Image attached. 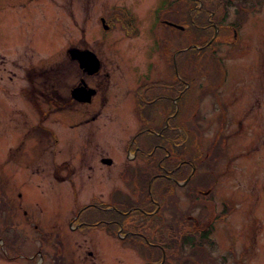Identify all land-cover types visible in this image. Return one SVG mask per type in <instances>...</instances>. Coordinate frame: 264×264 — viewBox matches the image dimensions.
Instances as JSON below:
<instances>
[{"label": "flooded vegetation", "instance_id": "flooded-vegetation-1", "mask_svg": "<svg viewBox=\"0 0 264 264\" xmlns=\"http://www.w3.org/2000/svg\"><path fill=\"white\" fill-rule=\"evenodd\" d=\"M195 1L197 3L194 10L190 8V0H186L185 11L179 12L174 0L173 8L178 12L177 16L168 17L161 14L157 17V20L164 24L162 34H166L165 38L182 39L184 31L188 35L193 31L192 36L198 37L200 44L217 39L221 42L228 40L234 47L241 41L239 48L233 50H241L240 47L245 41L247 44L244 46L248 45L246 39L240 38L241 21H229L228 11L224 17L228 20L224 21H215L212 18L213 12L209 11L206 21H196L199 28L193 26V29L191 20L197 12H205L207 9L203 0ZM239 5L243 7L242 1ZM86 7L83 5L82 8L88 13ZM122 17L116 10L108 9L106 14L100 15L99 20L106 29L114 28L119 20L126 25L124 35L138 34L137 31H132L134 28H130ZM207 23L216 25L215 31L214 27L206 26ZM106 40L108 37H104L105 42ZM155 40L156 43H152V48H149L150 53H142V43L139 44L141 48L139 58L136 59L127 46L119 48L116 45L118 48L114 50L117 57L105 60L99 52L101 49L94 48L85 39H76L75 44L70 43L67 50L71 58L77 61V82L69 87V91H65L62 85L58 86L54 94L46 98L49 100L48 104L56 102L58 110L57 141L58 145L61 144L58 146L59 158H56L55 150L50 158L44 154L10 156V163L23 167L25 175L34 174L42 178L48 174L51 180L54 179L58 183V191L62 193V197L64 195L63 200L68 204L65 215L70 226L68 231L75 234L65 236L60 231L57 236L53 233L59 228L56 221L50 223V228L41 234L45 244L48 237L52 238V241L48 240L54 244L51 249L44 247L45 252L55 249L54 256L57 258L66 255V264L75 260L76 248L81 250L77 254L80 264H97L92 248L93 239L105 235L131 243L142 240L156 249L147 259L131 256L130 264H224L220 261L225 258L223 253L211 251V247L216 244L213 235L215 223L220 222L224 216L216 209L217 201L211 193L217 177L206 179L205 173L209 171L207 168L204 174L198 171L205 161L207 164L213 163V156L219 161L226 150L228 133L222 131L227 125L228 117L224 114L220 116L218 129L209 136L206 146H203V132L206 127L201 120L207 119L209 124H212L217 114L225 113L229 109L222 99V86L230 77L222 74L225 64L216 45H213L214 53L207 52V58L200 60L201 64L207 62V71L218 69L217 77L203 81L197 76V66L191 64L188 55L174 58L166 47L159 48L157 31ZM30 49L33 50V47ZM87 56L91 61L96 59L92 62V67L84 62ZM262 59L264 70V56ZM16 61L19 62L15 58L9 59L13 66H16ZM6 62L0 58V64L6 66ZM22 67L28 83L45 81L47 68L42 66V63H27L22 64ZM11 71L14 72L13 69ZM56 71L58 72V65ZM8 76L10 78L13 74L9 73ZM76 85L93 90L79 98L81 93L72 94ZM31 94L35 99L34 92L22 93L26 99L23 106L27 105V96ZM74 101L82 106L73 107ZM38 109L43 111L44 107L39 105ZM42 119L43 116L38 120L39 131L54 133ZM176 125L181 126L180 130L185 131L184 135H178L175 131ZM111 135L113 138H110ZM73 136H80L81 139L77 140ZM54 140L56 141V138ZM111 169L115 171L111 172ZM196 176L198 181L191 183V178ZM115 177L121 178V184L111 182ZM164 177L166 179H162ZM84 180L102 182L106 187L102 193L95 183L96 188L89 193L99 191L96 192L97 195H91L92 203L89 197L81 202L79 200L78 189ZM65 181L71 187L70 198L69 188L63 185ZM191 184H195L193 189ZM165 190L164 201L170 211L166 214L160 212L163 203H159L158 198L159 192ZM203 194L205 197L208 195V198H203ZM182 197L186 199V203H180ZM99 209H112L115 215L102 217ZM134 212L137 216H131L135 215ZM131 217L136 220H128ZM150 224L151 232L139 230H143V226L149 229ZM165 227L167 235L164 236V241L168 242L167 251L162 250L164 245L161 244L157 251L158 238H162V235L158 236L159 229L163 230ZM196 242L199 245L198 251L192 252L190 243ZM64 244L75 246L72 250L70 247L65 248ZM83 246L85 247L82 249ZM226 252L234 253L231 248ZM156 254H159L158 259H154ZM231 259L234 260L233 257Z\"/></svg>", "mask_w": 264, "mask_h": 264}, {"label": "rangeland", "instance_id": "rangeland-1", "mask_svg": "<svg viewBox=\"0 0 264 264\" xmlns=\"http://www.w3.org/2000/svg\"><path fill=\"white\" fill-rule=\"evenodd\" d=\"M173 1L0 0V58L7 61L6 66L0 64V264L67 262V256L64 254L58 258L54 256L55 249L45 252L44 247L51 249L54 244L50 242L51 237H48L50 240L47 239L45 244L41 234L55 221L59 228L53 233L57 236L60 231L65 236L75 234L68 231L70 226L65 216L68 204L63 200L64 195L62 197V193L58 191V183L54 179L51 180L48 174L42 178L34 174L27 176L23 167L10 163V156L13 154H44L50 158L55 150L56 158L60 156L58 146L61 144L58 145L57 141L58 110L56 102L48 104L49 100L46 98L53 95L58 86L62 85L65 91H69V87L77 82V61L71 58L67 47L70 43L75 44L76 39H85L94 48L101 49L99 52L106 60L117 57L115 48L127 46L136 59L139 58L141 43L142 53H150L149 48H152V43H156V31L159 48L166 47L174 58L188 55L191 64L197 66V76L203 81L216 79L218 69L207 71V62L201 64L200 59L207 58L206 53L213 45L218 46V52L225 64L222 74L230 77L222 86V99L229 109L225 113L217 114L212 124H209L207 119L201 120L206 127L203 132V146L207 145L209 136L217 131L220 116L224 114L228 117L227 125L222 131L228 133L227 147L219 161L213 156V163H202L198 171L204 174L207 168L209 171L205 173L206 179L217 177L211 193L217 201L216 209L224 215L220 222L215 223L213 235L216 244L211 247V251L223 253L225 258L220 261L224 264H264V0H230L224 4L229 21L238 19L242 23L240 38L246 39L248 45L244 46L247 44L245 41L240 47L241 50H233L241 45V41L237 47L228 40L221 42L217 39L201 46V40L192 36L193 31L190 35L182 31V39L165 38L166 34H162L164 24L157 20V17L161 14L168 17L177 16ZM182 1L184 0L175 2L179 12L183 11ZM194 1L190 0V4H195ZM241 1L243 12L236 8H239L238 3ZM249 2L251 3L248 4ZM83 5L87 6L88 13L84 12ZM203 5H206V8L211 6L208 0H203ZM108 9L116 10L123 16L122 19L125 18L130 28L136 29L132 31H137L138 34L124 35L126 25L119 20L114 28H103L99 18L100 15L106 14ZM219 10L212 18L215 21L228 20L221 16L222 12ZM204 17L205 12H197L191 20L192 28L194 29L196 21L204 22ZM104 37H108L107 42ZM177 46L179 47L176 48ZM32 47L33 50L30 49ZM11 58L19 60L16 61V66L9 63ZM34 62L42 63V66L47 68L45 81L42 83L36 81L35 84H30L26 79L22 64ZM9 73L13 74L10 78ZM27 91L36 93V98H33V94L28 95L29 102L23 106L26 99L22 93ZM39 105L44 107L43 111L38 109ZM81 106V103L73 102V107ZM41 116L42 121L50 126L54 133L39 131L38 120ZM205 116L207 118L208 114ZM73 138L81 139L80 136ZM110 138H113V135ZM114 171L111 169V172ZM196 181L197 176L191 178V183ZM89 182L84 180L78 189L80 202L89 197L92 203L91 195L99 190L103 193L106 189L102 182ZM111 182L121 184L122 180L115 177ZM95 183L99 190L89 193L96 188ZM195 184H191L192 189ZM63 185L69 188L70 198L69 183L65 181ZM180 203H186V199L182 197ZM111 210L99 209L98 212L102 217L115 215ZM160 212L169 213V207L162 205ZM134 213L135 215L131 216H137L136 212ZM130 219L136 220L132 217L128 220ZM139 230L151 232V224L149 229L143 226V230ZM165 230L166 227L159 229L158 236L162 235V238H158L157 251L160 244L164 245L162 250L167 251ZM93 241L92 248L97 264H130L131 256L147 259L156 250L142 240L131 243L105 235L97 236ZM74 246L75 244H64L65 248L70 247L72 250ZM228 248L234 253L226 252ZM190 249L192 252L196 251L194 244H190ZM80 251L79 248L74 249L75 260H71V264H80L77 260ZM155 258L158 259L159 254L154 255Z\"/></svg>", "mask_w": 264, "mask_h": 264}, {"label": "trees", "instance_id": "trees-1", "mask_svg": "<svg viewBox=\"0 0 264 264\" xmlns=\"http://www.w3.org/2000/svg\"><path fill=\"white\" fill-rule=\"evenodd\" d=\"M179 0H175V2H178ZM209 1V3L211 4V6H210V8H207L206 10H205V17L203 18L205 21H206V15L208 14V12L209 11H212L213 12V14L215 15L216 14V12H217V10H219V11H221L222 12V17L224 18V16H225V13L227 12V10H226V5H224L225 3H228V2H230V0H208ZM195 3H197L196 1H194ZM244 2V1H243ZM185 3H186V0H184V1H182V6H183V8H181V10H184L185 9ZM251 3V2H250ZM239 4V3H238ZM195 7V4L193 3V4H191V9H193ZM237 8V10L238 11H241V12H243L244 11V9H243V7H240V5H239V8L241 9V10H239V8L238 7H236ZM195 9V8H194ZM193 9V10H194ZM180 10V9H179ZM192 10V11H193ZM236 20H238V19H236ZM238 21H240V20H238ZM195 26H198V25H196V24H194ZM211 26L209 23H207V25L206 26ZM211 27H214V31H215V29H216V25H212ZM210 41H206L205 43H202L203 45H205V44H208ZM207 52H213V48L212 49H210V50H208ZM214 53V52H213ZM212 57V56H211ZM180 128H181V126L180 125H176V127H175V131L178 133V135L180 136H182V135H184L185 134V131L183 130V133H182V130H180ZM205 163H207V161H205ZM194 174H195V172H194ZM193 174V175H194ZM166 194V190L165 191H162V192H159V195H158V198H159V203H163L162 205H166L167 204V202L166 201H164L165 200V195ZM198 197V196H197ZM203 198H208V195L205 197V196H202ZM194 197H192V199H193ZM162 200H163V202H162ZM193 201V200H192ZM162 205H161V208H162ZM193 240V239H192ZM194 241V240H193ZM191 244V246H193V244H194V246L196 247V251L198 250V243H190ZM211 246H213V245H211Z\"/></svg>", "mask_w": 264, "mask_h": 264}, {"label": "water", "instance_id": "water-1", "mask_svg": "<svg viewBox=\"0 0 264 264\" xmlns=\"http://www.w3.org/2000/svg\"><path fill=\"white\" fill-rule=\"evenodd\" d=\"M71 53L73 52V50H71L70 51ZM72 55H74V53H72ZM82 56H83V54H82ZM96 59L95 58H93V60L91 61V58H89V56H87V58H85L84 59V62H85V64L86 65H91V64H93L92 62L93 61H95ZM93 65H91L90 67H92ZM93 90V88H89L88 90L86 89V88H84V86L83 85H76V86H74L73 87V89H72V94L73 95H75V94H78V92L79 93H81V95H79L78 97L79 98H82V97H84V94L87 92V94H89L91 91ZM83 95V96H82Z\"/></svg>", "mask_w": 264, "mask_h": 264}]
</instances>
